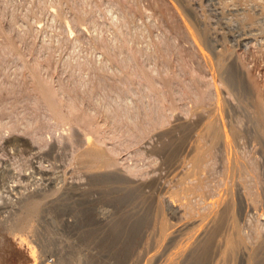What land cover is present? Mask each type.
Returning <instances> with one entry per match:
<instances>
[{"label":"rangeland","instance_id":"1","mask_svg":"<svg viewBox=\"0 0 264 264\" xmlns=\"http://www.w3.org/2000/svg\"><path fill=\"white\" fill-rule=\"evenodd\" d=\"M0 264H264V0H0Z\"/></svg>","mask_w":264,"mask_h":264},{"label":"built area","instance_id":"2","mask_svg":"<svg viewBox=\"0 0 264 264\" xmlns=\"http://www.w3.org/2000/svg\"><path fill=\"white\" fill-rule=\"evenodd\" d=\"M50 262H52V263H53V260H50Z\"/></svg>","mask_w":264,"mask_h":264},{"label":"bare ground","instance_id":"3","mask_svg":"<svg viewBox=\"0 0 264 264\" xmlns=\"http://www.w3.org/2000/svg\"><path fill=\"white\" fill-rule=\"evenodd\" d=\"M233 75V74H232ZM230 76V75H229ZM239 164V163H238Z\"/></svg>","mask_w":264,"mask_h":264}]
</instances>
